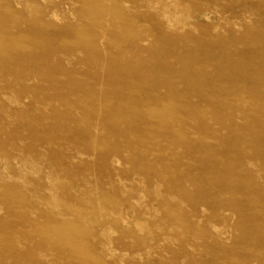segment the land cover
<instances>
[{"label": "rangeland", "instance_id": "rangeland-1", "mask_svg": "<svg viewBox=\"0 0 264 264\" xmlns=\"http://www.w3.org/2000/svg\"><path fill=\"white\" fill-rule=\"evenodd\" d=\"M0 264H264V0H0Z\"/></svg>", "mask_w": 264, "mask_h": 264}, {"label": "bare ground", "instance_id": "bare-ground-1", "mask_svg": "<svg viewBox=\"0 0 264 264\" xmlns=\"http://www.w3.org/2000/svg\"><path fill=\"white\" fill-rule=\"evenodd\" d=\"M55 16V15H54ZM56 17V16H55ZM57 18V17H56ZM165 19L167 20V23H168V27H174V26H172V24H173V22L171 21V20H169V18L167 17V15H165ZM175 29V28H174ZM15 65V64H14ZM17 67V66H16ZM231 215V214H230ZM224 216V215H223ZM225 217V216H224Z\"/></svg>", "mask_w": 264, "mask_h": 264}]
</instances>
